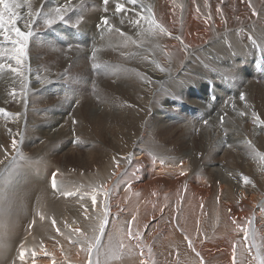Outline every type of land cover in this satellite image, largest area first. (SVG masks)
<instances>
[{"label": "bare ground", "instance_id": "bare-ground-1", "mask_svg": "<svg viewBox=\"0 0 264 264\" xmlns=\"http://www.w3.org/2000/svg\"><path fill=\"white\" fill-rule=\"evenodd\" d=\"M121 2L125 4L126 10L117 13L116 0H109L107 6L103 0H15L18 5L15 8V27L24 32L30 30L32 35L26 41L24 64L13 73H6L4 60L8 56L16 55L15 46L10 40L5 41L0 37V91L2 95L7 93L8 98L13 99L14 106L16 105L7 107L10 113L4 111L0 114V207L9 209L6 218L9 225L7 245L0 247V264H10L14 246L20 243L14 239L23 234L24 223L30 219H43L46 214L53 215L50 207L62 220L60 227L65 226L70 230L64 232L73 237V240H76L74 235L80 234L82 226L93 224L99 219V243L92 252L91 261L86 259L87 256L84 258L89 247L75 254L73 249L79 246L64 241L62 230L52 228L49 236H58L54 239L59 245L50 240L41 241L43 245L38 253L41 259H35L31 264H54L56 258L60 261L59 264H71L65 254L79 257L80 261L74 264H94L99 249L103 250L104 255L99 258L101 264H260L264 260V124L255 123L253 113L260 121H264V91L257 86H243L241 93L244 94L245 101H241L237 95V98L232 96L234 99L228 104L225 103L226 95L221 93L217 100L222 103V108L220 105L221 109L217 106L209 109L207 123L204 116L206 105L202 100L205 89L213 90L215 87L214 79L209 77L211 73L208 72L217 67V59L213 53L218 55L217 51H220L227 57H234L242 62L249 43L248 30L244 28L254 25L256 28H264V1L137 0L136 5L127 3V0ZM64 5L69 8L64 20L47 26L45 21L49 15L55 14V9ZM218 8L220 12H217ZM30 12L33 14L31 17ZM102 17L108 18L111 27L101 25ZM152 20L165 29V32L161 33L151 23ZM93 28L114 31L109 38L120 50L130 46L132 40L128 38L129 30L151 29V33H147L151 34L163 54L164 64L169 65L171 70L168 72L164 67L161 68L163 70L155 69L151 72L156 78L147 79V72H131L130 69L131 71L123 70V73L121 70L122 73H119L114 68L109 71L107 68L112 63L106 65L107 68L102 67L108 70L105 73L110 78L124 80L132 92H104L105 95L100 94L99 100L95 94L94 98L104 101V109H108L109 113L106 115L104 112L105 117L97 116L96 108L95 111L90 108L91 110L84 113L79 110L81 113L74 117L75 120L72 119L76 123L74 124L67 121L68 111L58 110L52 102L38 103L46 95L45 91H38V88L30 90L33 88L29 89V86L38 84V80L31 82L27 79L31 76L32 68H38L40 62L37 61H41L40 57L45 59L43 61H54L51 62L54 72L62 67L68 70L70 66L84 71L88 64L85 55L79 54L77 60L64 64V59L52 48V43L59 45L58 48L62 45V40L56 37L59 32H72L73 29L86 31ZM60 36L62 35L59 34ZM12 37L15 38L14 33ZM176 37L180 39L177 40ZM135 44L138 46L139 43ZM252 45L264 53V49L255 42H252L251 47ZM149 51L146 52L152 55ZM257 56V51L250 48L249 69L252 76L262 72L253 63V58L257 61ZM31 61L32 68L26 72L27 79L21 78L23 70ZM141 61L138 66H141ZM123 68L127 70L132 67ZM193 69L198 73L197 99L174 104V100H168L170 96L167 89L185 90V82L189 80L187 74ZM11 74L12 77H8ZM191 74L189 73L190 76ZM68 76L72 77V74ZM31 78L33 79L32 76ZM4 79L10 84L5 87L6 92L2 89ZM16 80L24 84L26 89L21 88L20 92H16L15 88L19 89ZM141 83L144 90L134 88ZM208 101L212 105L215 100ZM242 112L245 115H241ZM197 121L202 123V127H195ZM164 123L168 126L165 127ZM70 127L76 128V137ZM13 140L16 141L15 148ZM181 172L184 174L181 175ZM53 174L58 186L73 182L92 183L94 190L91 197L86 192H77L76 188L57 187V192H54ZM86 207L92 211L91 214L83 212L82 208ZM102 222L103 232L100 231ZM50 245L57 247V252H53ZM24 262L25 259L18 257L14 264Z\"/></svg>", "mask_w": 264, "mask_h": 264}, {"label": "rangeland", "instance_id": "rangeland-1", "mask_svg": "<svg viewBox=\"0 0 264 264\" xmlns=\"http://www.w3.org/2000/svg\"><path fill=\"white\" fill-rule=\"evenodd\" d=\"M264 1V0H263ZM264 3V2H263ZM105 5V4H104ZM264 5V4H263ZM263 5H261V6H263ZM94 29V30H93ZM93 29H88V30H86V31H84V30H77L78 32H79V35H77V34H75V32L74 31H76V30H72V32H70L71 30H68L69 31V33H68V31H64V33H65V35H64V33H63V31L62 32H59L58 33V35L56 36L57 38H60L61 40H62V45H60V48H58L57 46H59V45H57L56 46V44L53 42L52 43V48H54V50L56 51H58V54H59V56L61 57V58H63L64 59V64H66V62H70V64H71V62L72 61H75V60H77V58L79 57V54H80V56H81V54H83V55H85V59H86V63H88V64H86L87 66H86V69L84 70V71H81L78 67H68V68H70V69H68L67 70V68H64V67H62L58 72H54L53 70H52V63L51 62H54V61H50L49 60V62L51 63H49V62H47V61H43V60H45V59H42L43 57H40L41 58V61H37L38 63H39V66H38V68H32V61H31V63H29L28 64V66L23 70L24 71V73H22L21 74V78H25V79H27V77H26V72H29V69H31L32 68V70L30 71L31 73V76L33 77V79L31 78V76L27 79L28 81H35V80H38V84H39V86H38V84H33V85H30L29 86V89L30 88H33V89H30V90H32V91H34V90H36L37 88V90L39 91V89L41 90V89H43L44 91H45V94L46 95H44V98H42V99H39L38 100V103H40V102H42V101H44V104L45 103H47V104H50L51 102L52 103H54V105H55V108H57L58 110H63V111H68V114H67V121H71L72 123H74L73 122V120H75V116L77 117L81 112L82 113H84V112H86V111H88V110H91V109H93V111H95V108H96V114H97V116L98 115H103V116H105L106 117V113H109L108 111V109H104V101H98L99 100V98L101 97L100 96V94H102V96L103 95H105V93L104 92H106V94L107 93H119L120 92V90H121V92H132L131 90H130V86L128 85V84H126V82L124 81V80H121V79H119V78H110L106 73H105V71H110L111 70V68H114V69H117V71H119V73H124L125 71H131V72H134V71H138V72H140L141 71V73H146V74H148V76H147V79H149L148 77H155V75H154V73L153 72H151V71H154L155 69H161L162 67H164V68H166L167 69V71L169 72L170 70H171V67L169 66V65H166V64H164L165 63V60H164V57H163V54H162V52L158 49V46H156L157 44L154 42V40L152 39V37H151V34H149L150 32L149 31H145V30H142V29H134V30H129L128 31V33H129V36H128V38H129V40H132V41H134V39H135V43H139L140 44V46H139V44H138V46L134 43V42H132V41H130V46L128 47V48H126V49H122L121 48V50H120V48L119 47H117L116 48V46L115 45H113L112 44V42L110 41V38H111V36L113 35V33H114V31L112 32L111 30H106V29H99V28H93ZM245 30H248V35H249V43H248V50L246 51V53L247 54H245V56L243 57V59L241 60L242 62H239V61H237V60H235L234 59V57H231V58H229V56L227 57V55H225V54H223L222 52H220V51H217V53H218V55L214 52L213 53V55H214V57L217 59V60H215V62H216V64H217V67H216V69L214 70V71H209L208 70V68H207V70H208V72L209 73H211V74H209V77L210 78H213L214 79V81H216L217 83H214V81H213V85H215V87L213 88V90L214 89H216V90H209V89H205V91H204V94H203V100H202V103L203 104H205L206 106V108H204V110H205V112L206 113H204V116H205V122L207 123V119H208V114H209V109H213L214 108V106H217V108L218 109H221L222 108V103L220 104V102H219V100H217V98H218V95H220L221 93H223V94H225L226 95V99H225V103H227L228 104V102L230 101V100H232V99H234V98H237L236 96L237 95H241V92L243 91V89H244V87H246V86H257L259 89H261L262 91H264V72L262 71V72H260V73H258V74H255L254 73V76H252V72H251V70L249 69V61H250V57H249V51H250V48H251V44H252V42H255V44L256 45H259L262 49H264V43H263V38H264V35L263 34H261L262 32H263V30H264V28L263 27H257L256 28V26L254 25V26H252L251 28H244ZM99 30V31H98ZM137 30H139L138 32H136ZM142 30V33L140 32ZM103 31V32H102ZM257 31V32H256ZM92 32V33H91ZM96 32V33H95ZM109 34V33H111V34H107V33ZM146 32V33H145ZM147 32H149V33H147ZM73 35H71V34ZM84 33V34H83ZM105 33H106V37H105ZM135 33V34H134ZM140 33V34H139ZM257 33V34H256ZM59 34H61L62 36H60L59 37ZM97 34V35H96ZM138 34V35H137ZM143 34H146V36L144 37V35ZM260 34H261V36H260ZM12 35H13V33H12ZM69 35H70V37H69ZM82 35H83V39H82ZM104 35V36H103ZM108 35V36H107ZM143 35V36H142ZM149 35V37H147ZM257 35V36H256ZM64 36V37H63ZM109 36H110V38H109ZM130 36H132V37H130ZM135 36V37H134ZM137 36H138V39H137ZM140 36V37H139ZM143 38H142V37ZM252 36V37H251ZM255 36V37H254ZM260 36V37H259ZM55 37V38H56ZM61 37H63V38H61ZM68 37V38H67ZM86 39H85V38ZM100 39H99V38ZM262 37V38H261ZM13 38V37H12ZM67 38V39H66ZM71 38V39H70ZM75 38V39H74ZM80 38H81V40H80ZM93 38V39H92ZM133 38V39H132ZM142 38V39H141ZM146 38V39H145ZM255 38V39H254ZM66 41H65V40ZM77 39H79V40H77ZM85 39V40H84ZM90 39V40H89ZM144 39V40H143ZM258 39V40H257ZM72 42H71V41ZM98 40H99V45H98ZM101 40V41H100ZM103 40H104V42L106 41V40H108V41H106L105 43L103 42ZM138 40V41H137ZM141 42H140V41ZM143 40V41H142ZM146 40V41H145ZM151 40V41H150ZM52 41H53V39H52ZM67 41H69V42H67ZM84 41V42H83ZM89 41V42H88ZM92 41H94V42H92ZM73 42H75V43H73ZM81 42L83 43V44H81ZM111 42V43H110ZM148 42V43H147ZM151 42H153V43H151ZM262 42V43H261ZM63 43H65V44H63ZM102 43V44H101ZM107 43V44H106ZM132 43V44H131ZM142 43H143V45H142ZM55 44V45H54ZM79 44H81V45H79ZM92 44V45H91ZM97 44V45H96ZM149 44L151 45L150 47H149ZM88 45V47L86 48V46ZM91 45V46H90ZM94 45H95V47H94ZM103 45V46H102ZM104 45H106V46H104ZM108 45V46H107ZM113 45V46H112ZM132 45H134L133 47H132ZM145 45V46H144ZM148 45V46H147ZM250 45V46H249ZM56 48H55V47ZM75 46V47H74ZM79 46V47H78ZM83 46V47H82ZM102 46V47H101ZM111 48H110V47ZM138 48H136V47ZM154 46V47H153ZM263 46V47H262ZM66 47H69L68 49L66 48ZM80 47H81V49H80ZM90 47V48H89ZM115 47V48H114ZM136 48V51H135V48ZM58 48V49H57ZM105 48H107V49H105ZM113 48V49H112ZM140 48H141V50H140ZM145 50H144V49ZM150 48H153V49H150ZM256 48V47H255ZM73 49H75V51L73 52ZM80 49V50H79ZM110 49V50H109ZM147 49V50H146ZM65 50V51H64ZM67 50V51H66ZM72 50V51H71ZM140 50V51H139ZM143 50V51H142ZM149 50H151V51H149ZM153 50H154V52H153ZM33 51V50H32ZM56 51V52H57ZM71 51V52H70ZM94 51V52H93ZM124 51V52H123ZM134 51V52H133ZM146 51H149L152 55H150L149 53H147ZM157 51V52H156ZM258 52V53H262L261 51H260V49L259 48H257V49H255V51L254 52ZM34 52V51H33ZM65 52V53H64ZM87 52V53H86ZM105 52V53H104ZM135 52H136V54H135ZM146 52V53H145ZM221 53V55H220V53ZM74 54V55H72V54ZM94 53H95V55H94ZM119 53V54H118ZM140 53V54H139ZM160 53V55H158ZM66 54V55H65ZM68 54V55H67ZM78 54V55H77ZM138 54V55H137ZM157 54V55H156ZM65 55V56H64ZM71 55V56H70ZM90 55V56H89ZM93 55V56H92ZM116 55V56H115ZM131 55V56H130ZM133 55H135V56H133ZM140 55V56H139ZM147 55V56H146ZM154 55V56H153ZM156 55V56H155ZM224 55V56H223ZM248 55V56H247ZM63 56V57H62ZM69 56V57H68ZM77 56V57H76ZM95 56V57H94ZM100 56H101V58H100ZM121 56V57H120ZM143 56V57H142ZM145 56H146V58H145ZM152 56V57H151ZM12 59V61H10V59ZM8 57H6V59L4 60V62H5V68H6V73H13V71L11 70V69H13V68H17V69H20L21 68V66L24 64V62L22 61V63L23 64H21V65H17V64H15L16 62V59L15 58H13V57H16V55H12V57H10V56H8ZM104 57V58H103ZM131 57V58H130ZM142 57V58H141ZM149 57V58H148ZM151 57V58H150ZM155 59H154V58ZM222 57V58H221ZM227 57V58H226ZM246 57H248V58H246ZM89 58V59H88ZM98 58V59H97ZM126 58H128V60H130L129 62H128V60H126ZM133 58V59H132ZM224 58V59H223ZM230 60H229V59ZM234 60H233V59ZM257 58H258V56H257ZM74 59V60H73ZM92 59V60H91ZM96 59V60H95ZM101 59H103V60H101ZM134 60V61H132V60ZM139 59V60H138ZM146 60L145 62H144V60ZM147 59H148V61H147ZM150 59V60H149ZM219 59V60H218ZM225 59L227 60V61H225ZM246 61H245V60ZM68 60V61H67ZM120 60V61H119ZM142 60V61H141ZM222 60H224V61H222ZM244 60V61H243ZM14 61V62H13ZM43 61V62H42ZM103 63H102V62ZM115 61V62H114ZM139 61H141V66H138L139 64ZM150 61V62H149ZM157 61H159V63H157ZM235 63H234V62ZM90 62H91V64H90ZM93 62H94V64H93ZM99 62V63H98ZM117 62H119V63H117ZM120 62H122V63H120ZM125 62H127V63H125ZM148 63V65H147V63ZM156 62V63H155ZM225 62V63H224ZM230 62V63H229ZM6 63H7V66H6ZM10 63H13V64H15V67H14V65L13 64H10ZM41 63H43V65L41 64ZM47 63V64H46ZM48 63L50 64V67H49V65H48ZM56 63V62H55ZM96 63V64H95ZM108 63V64H107ZM112 63V64H111ZM134 63V64H133ZM145 63V64H144ZM222 63V64H221ZM226 65V66H224V64ZM237 63V64H236ZM244 63H245V66H244ZM105 64V65H104ZM111 64V65H110ZM126 64V65H125ZM159 64V65H158ZM161 64V65H160ZM164 64V65H163ZM220 64V65H219ZM229 66H228V65ZM232 64V65H231ZM247 64H248V66H247ZM16 65H17V67H16ZM46 65V66H45ZM91 65V66H90ZM99 65V66H98ZM106 65H110L111 67H109V68H107L108 66H106ZM114 67H113V66ZM125 66V67H127L128 68V66L130 67H132V68H128L127 70L126 69H124L123 68V66ZM41 66V67H40ZM42 66H43V69H42ZM95 66V67H94ZM106 67L108 70H105V68H102V67ZM143 66V67H142ZM236 68H235V67ZM238 66H240V67H243V68H241L240 69V67L238 68ZM8 67V68H7ZM20 67V68H19ZM31 67V68H30ZM46 69H45V68ZM67 67V66H66ZM118 67V68H117ZM157 67V68H156ZM169 67V68H168ZM219 67V68H218ZM229 67V68H228ZM246 67H248V69L250 70H248ZM49 68L51 69V70H49ZM88 68V69H87ZM123 68V69H122ZM147 68V69H146ZM150 68V69H149ZM235 68V69H234ZM245 68V69H244ZM8 69V70H7ZM9 69L11 70V71H9ZM99 71H101V72H99ZM104 69V70H103ZM131 69V70H130ZM151 69H153V70H151ZM195 69V68H194ZM193 69V71L192 72H189L192 76H190L189 75V73L187 74V76H189V80H186L187 82H185V90H181V91H177V90H172V89H170L169 88V90L167 89V92L169 93V98H168V100H174L173 102H174V104H176V105H178V104H184V103H187L188 101H190V99H192V98H195V99H197V96H198V90H197V87H196V76H197V71L196 70H194ZM218 69V70H217ZM220 69V70H219ZM256 69H257V67H256ZM26 70V71H25ZM36 70V71H35ZM39 70V71H38ZM49 70V71H48ZM62 70H63V72H64V74L67 72V74H61V73H63L62 72ZM65 70V71H64ZM76 70L78 71L77 73H76ZM87 70V71H86ZM94 70V71H93ZM121 70H122V72H121ZM123 70H125V71H123ZM150 70V71H149ZM173 70V69H172ZM217 70V71H216ZM232 70V71H231ZM235 70H237V71H235ZM240 70V71H239ZM248 70V71H247ZM258 70V69H257ZM41 71H43V72H41ZM71 71H73V72H71ZM74 71H75V73H74ZM96 71H98V72H96ZM104 71V72H103ZM219 71V72H218ZM222 71H223V73H222ZM230 71V72H229ZM235 71V73L233 74V72ZM242 71V72H241ZM34 72V73H33ZM50 72V73H49ZM68 72H69V74H68ZM95 72V73H94ZM195 72V73H194ZM225 72V73H224ZM248 73V75H247V73ZM38 73V74H37ZM56 73V74H55ZM74 73V74H73ZM80 73V74H79ZM102 73V74H101ZM197 73V74H196ZM220 73V74H219ZM242 73H244V74H242ZM262 73V74H261ZM35 74V75H34ZM37 74V75H36ZM59 74V75H58ZM72 74V77L70 76H68V75H71ZM83 74V75H82ZM85 74V75H84ZM214 74V75H213ZM218 74V75H217ZM221 74H222V76H221ZM238 74V75H237ZM240 74V75H239ZM40 75V76H39ZM44 75V76H43ZM61 75V76H60ZM78 75V76H77ZM80 75V76H79ZM86 75H88V76H86ZM91 75V76H90ZM211 75V76H210ZM216 75V76H215ZM229 75V76H228ZM232 75V76H231ZM236 77H235V76ZM243 75V76H242ZM261 75H263V76H261ZM39 76V77H38ZM41 76H43V77H41ZM47 76V77H46ZM58 76V77H57ZM73 76H75V78L73 77ZM98 77V78H96V77ZM103 76V77H102ZM215 76V77H214ZM220 76V77H219ZM228 76V77H227ZM239 76V77H238ZM252 76V77H251ZM261 78H260V77ZM8 77H12V74H11V76H8ZM46 77V78H45ZM69 77V78H68ZM81 77V78H80ZM86 77V78H85ZM91 77V79H89ZM194 77V78H193ZM243 77V78H242ZM257 77H259V78H257ZM36 78V79H35ZM38 78V79H37ZM94 78V79H93ZM95 78H96V80H95ZM109 78V79H108ZM156 78V77H155ZM216 78V79H215ZM220 78H221V80H220ZM223 78V79H222ZM227 78H229L230 79V81L227 79ZM232 78V79H231ZM234 78H235V80H234ZM57 79V80H56ZM61 79V80H60ZM81 79V80H80ZM103 79V80H102ZM246 81H245V80ZM259 79V80H258ZM48 80V81H47ZM50 80H52V82H53V84H51L52 82H50ZM65 81V83H64V81ZM67 80V81H66ZM68 80H70V81H72V82H70V81H68ZM76 80V81H75ZM95 80V81H94ZM103 81V83H102V81ZM107 80V81H106ZM117 80V81H116ZM195 80V81H194ZM232 80V81H231ZM244 82H243V81ZM251 80V81H250ZM254 80V81H253ZM31 81V82H32ZM83 81V82H82ZM90 81H92V82H90ZM94 81V82H93ZM99 81H101V84L102 85H100L99 83ZM105 81H106V83H105ZM111 81H112V84H111ZM119 81V82H118ZM189 81V82H188ZM229 81V82H228ZM237 81V82H236ZM240 81V82H239ZM242 81V82H241ZM257 81H259V82H257ZM15 82H17V84H18V88L19 89H17V88H15V91L16 92H20L21 91V88H25L26 89V87L24 86V84H22L21 82H18V80H16ZM43 82V83H42ZM61 82V83H60ZM64 84H63V83ZM70 82V83H69ZM76 82V83H75ZM85 82H87L86 84H85ZM88 82H89V84H88ZM97 82V83H96ZM107 82H108V84H107ZM219 82V83H218ZM232 82H233V84H232ZM251 82V83H250ZM255 84H254V83ZM60 83V84H59ZM78 83H80V85L78 84ZM94 84V85H92V84ZM191 83V84H190ZM220 83H222V84H220ZM223 83L225 84V85H223ZM239 83H242V84H239ZM263 83V84H262ZM41 84V85H40ZM45 86H44V85ZM62 84V85H61ZM67 86H66V85ZM69 84H70V86H69ZM82 84V85H81ZM116 84V85H115ZM193 84H194V86H193ZM235 84H237L236 86H235ZM247 84V85H246ZM43 85V86H42ZM57 85V86H56ZM59 85H60V87H59ZM64 85V86H63ZM75 85V86H74ZM88 85H89V87H88ZM98 85V86H97ZM110 85V86H109ZM117 85L119 86V87H117ZM121 85V86H120ZM128 85V86H127ZM187 85H188V88H187ZM229 85H230V87H229ZM232 85H233V87H232ZM8 86H10V84H8L7 83V79H4V86H3V90L5 91L6 90V88L5 87H8ZM21 86V87H20ZM33 86V87H32ZM48 86V87H47ZM53 86V87H52ZM71 86H73V88L71 87ZM82 86V87H81ZM86 86V87H85ZM90 86H92V89H89L90 88ZM139 86V87H138ZM192 86V87H191ZM222 86H225L224 88L222 87ZM235 86V87H234ZM244 86V87H243ZM34 87H35V89H34ZM55 87H58V88H55ZM63 87V88H62ZM64 87H65V90H64ZM66 87H68V88H66ZM85 87V88H84ZM93 87H99L98 89L96 88H93ZM109 87V88H108ZM116 87V88H115ZM139 88L140 90H144V85H143V83H141V84H138L137 86H134V88ZM191 87V88H190ZM195 87V88H194ZM221 87L223 88V89H221ZM239 87V89H237ZM46 88H47V90H46ZM48 88H49V90H48ZM55 88V89H54ZM79 88V89H78ZM84 90V92H83V90ZM107 88V90H105ZM120 88V89H119ZM129 88V89H128ZM228 88H229V91H228ZM52 89V90H51ZM56 89H60V91L59 90H56ZM74 90V91H69V90ZM75 89H77V92H76V90ZM113 89V90H112ZM188 89V90H187ZM196 89V90H195ZM67 90V91H66ZM79 90V91H78ZM89 90V91H88ZM90 90H93V91H90ZM97 90H98V92H97ZM125 90V91H124ZM209 90V91H208ZM224 90V91H223ZM235 90V91H234ZM47 91V92H46ZM52 91V92H51ZM53 91H55V92H53ZM57 91H58V93H57ZM65 91V92H64ZM82 91V92H81ZM87 91V92H86ZM99 91H102L103 93H100ZM108 91V92H107ZM216 91V92H215ZM6 92V91H5ZM49 92V93H48ZM60 92H63V94L65 95V97H64V95L62 94V93H60ZM68 92H70V93H68ZM88 92H91L90 94H88ZM215 92V93H214ZM224 92H226V93H224ZM231 92V93H230ZM51 93V94H50ZM60 93V94H59ZM67 93V94H66ZM79 93V94H78ZM82 93V94H81ZM178 93V94H177ZM213 93V94H212ZM219 93V94H218ZM232 93H234V95L232 94ZM239 93V94H238ZM7 94V93H6ZM6 94H3L2 95V93H1V91H0V108L2 109V110H4L6 113H10V110L9 109H7V107L9 106V105H12L11 107H15L14 106V103H13V99H11V98H8V96L6 95ZM49 94V95H48ZM55 94V95H54ZM58 94V95H57ZM83 94H86V96L84 95L83 96ZM97 96H96V95ZM98 94H99V96H98ZM192 94V95H191ZM228 94V95H227ZM52 95V96H51ZM62 95H63V97H62ZM80 97H79V96ZM82 95V96H81ZM91 96V99H90V96ZM93 95V96H92ZM179 95H181V96H179ZM213 95V96H212ZM215 95V96H214ZM2 96V97H1ZM46 96V97H45ZM55 96V97H54ZM58 96V97H57ZM74 98H73V97ZM77 96V97H76ZM88 96V97H87ZM96 96V98L98 99H95L94 97ZM234 98H233V97ZM52 97V98H51ZM57 97V98H56ZM67 97V98H66ZM99 97V98H98ZM172 97V98H171ZM175 97V98H174ZM180 97V98H179ZM2 98V99H1ZM6 98V99H5ZM48 98V99H47ZM60 98V99H59ZM72 98V99H71ZM79 98V99H78ZM87 98V99H86ZM54 99V100H53ZM65 99H67V100H65ZM74 99V101H71V100H73ZM81 99V100H80ZM90 99V100H89ZM93 99V101H94V103L92 104V102L93 101H91ZM210 99H213V100H215L214 101V103L212 104V105H209V103H210V101H208V100H210ZM228 99V100H227ZM9 100V101H8ZM56 100V101H55ZM66 101V103L64 102V101ZM89 100V101H88ZM207 100V101H206ZM9 102V103H7V102ZM60 101V102H59ZM70 101V102H69ZM98 101V102H97ZM179 101V102H178ZM185 101V102H184ZM198 101V100H197ZM49 102V103H48ZM69 102V103H68ZM78 102V103H77ZM82 102V103H81ZM181 102V103H180ZM219 102V103H218ZM4 103H6V104H4ZM62 103V104H61ZM66 105H65V104ZM71 103V104H70ZM77 103V104H76ZM98 103H100V104H98ZM178 103V104H177ZM64 104V105H63ZM91 104V105H90ZM58 105V106H57ZM76 105V106H75ZM94 105V106H93ZM220 105H221V108H220ZM3 106V107H2ZM4 106H6V109L4 108ZM36 106V105H35ZM60 106H61V108H60ZM67 106V107H66ZM73 106H75L74 108H73ZM96 106H98V107H96ZM219 106V107H218ZM37 107V106H36ZM70 107V108H69ZM4 108V109H3ZM33 108H35V107H33ZM54 108V107H53ZM78 108V109H77ZM91 108V109H90ZM67 109V110H66ZM40 110V109H39ZM39 110H38V112H39ZM71 110V111H70ZM81 112H80V111ZM106 110V111H105ZM4 111H0V114H3V112ZM103 111V112H102ZM74 112H76V113H74ZM98 112H99V114H98ZM104 112H105V114H104ZM36 113V112H35ZM40 113V112H39ZM102 113V114H101ZM208 113V114H207ZM206 114V115H205ZM72 115V116H71ZM72 117V118H71ZM207 117V118H206ZM74 118V119H73ZM71 119V120H70ZM73 119V120H72ZM72 123H71V126H72ZM200 122H196L195 124H196V126L195 127H197V128H199V127H202V123H200ZM223 123V122H222ZM74 124H76V123H74ZM165 124V127H167L168 126V124L167 123H164ZM222 125V124H221ZM199 126V127H198ZM74 128L75 127H70V129H71V131H72V133H74L75 135V137H76V130H74ZM76 129V128H75ZM83 143V141H81L80 142V144H82ZM69 154H71V153H69ZM218 163V162H217ZM65 181H68V182H72V180H67V179H65ZM57 187H59V188H63V189H70V188H76V191L77 192H86L88 195V197H91V193L93 192V190H94V188H93V185H92V183H82V184H78L77 182H73V184H68V183H65V184H63V186H58L57 185ZM57 187L54 189V192H57ZM184 195V194H183ZM182 195V196H183ZM89 207V206H88ZM88 207H86V208H82L83 209V212L84 213H87V214H91V210L90 209H88ZM50 211L53 213V215L50 213V215H48V214H46L45 216H44V218L43 219H30V220H28L27 222H25L24 224H25V230L24 231H22L23 232V234L22 235H19V236H17L15 239H14V241H20V243H18V244H16L15 246H14V249H13V255H12V257H11V260H10V264H14V262H15V260L16 261H18V257H20L19 256V253L21 252V251H24V253H25V255H24V258L23 259H25V262H24V264H31V262L32 261H34L35 259H38V260H40L41 259V256H38V253H39V250L41 249V247H42V245H43V243L41 242V241H48V240H50V241H52V242H54V243H56L57 244V242H56V240L54 239V238H57V237H53V236H49L50 235V232H51V230H52V228H55V229H57V230H62V232H61V235L62 234H64V238H63V240L64 241H66V242H69L70 244H72V245H74V244H76V245H78L79 247H76V248H74L73 249V252L76 254H78L80 251H83L84 249H85V247H89L90 249H91V251H88L87 252V255L85 254L84 255V258L87 256V258L86 259H90L91 261H92V259L93 258H90L91 257V255H92V252L94 251V249L96 248V245H97V242H96V240H95V238L98 236V231H99V229H98V226H99V219H96L95 220V222L93 223V224H87V225H84V226H82L81 227V229H80V234H78V235H74L75 237H76V240H73V237L71 238L70 236H68L67 234H65V232L64 231H70L69 229H67L65 226H62V227H60L63 223H62V220L61 219H59L58 217H57V215H56V213H55V211H54V209L52 208V207H50ZM100 225H101V223H100ZM60 235V236H61ZM38 239H39V241H38ZM99 243V242H98ZM57 245H59V243L57 244ZM50 248H51V250L53 251V252H57V250H58V248L57 247H52V245H50L49 246ZM80 249V250H79ZM102 257H104V255H103V250H101V249H99V255H98V257H97V259H95V261H94V264H101V262H100V259L102 258ZM65 258H67L68 259V261H69V263H71V264H74L76 261L77 262H79L80 260H79V257H77V258H74L73 257V255L72 256H67V254H65ZM100 258V259H99ZM47 259V258H46ZM48 259H50V258H48ZM54 262V264H59L60 263V261L59 260H57V258L53 261ZM42 264H44L43 262H42ZM47 264H49V263H47Z\"/></svg>", "mask_w": 264, "mask_h": 264}, {"label": "snow or ice", "instance_id": "snow-or-ice-1", "mask_svg": "<svg viewBox=\"0 0 264 264\" xmlns=\"http://www.w3.org/2000/svg\"><path fill=\"white\" fill-rule=\"evenodd\" d=\"M103 3L105 6L109 4V0H103ZM127 3L136 5L137 0H127ZM18 7V5L15 3V0H0V37L3 38L5 41H11V43L15 46V52H16V64L21 65L23 61V57L25 55V48H26V41L29 39V37L32 35V32L29 30L28 32L22 31L19 27H15V22L17 19V15L15 12V8ZM69 10L67 5L59 6L55 9V14H50L47 20L45 21L47 26H51L57 21H62L65 18V13ZM126 10L125 4L121 2V0H116V12L122 13ZM217 12H220V9H217ZM33 14L30 12L29 16L31 17ZM7 16V19L5 18ZM153 25H155L157 28H159L161 33L165 32V29H163L160 25H157L154 20L151 21ZM8 25V27H5ZM101 25H107L111 27L110 21L107 17L101 18ZM116 31H119V29H115ZM151 33V29L149 30ZM12 33L15 34V38H12ZM123 35V33H122ZM177 40H179V37H176ZM182 43V41H181ZM95 55V53H94ZM12 71H17L18 69H11ZM163 70V69H161ZM240 100L245 101V96L243 93L240 95ZM4 111V110H0ZM241 115H245V113H241ZM254 122L259 124H264V121H260L259 117L256 116L255 113H253ZM221 121L223 122V117L221 118ZM75 123V121H73ZM16 146V141L13 140V148ZM184 173L181 172V175ZM52 186L55 189L57 185L55 184V174H53L52 179ZM93 199V205H95V197ZM7 203V201H5ZM9 215V209L7 207H0V247H5L7 245V238H8V222L7 217ZM100 231L103 232V222L100 225ZM99 236L95 238L98 246L99 242ZM191 246V242H190ZM91 251V249H89ZM24 251H21L19 253V256L21 260L24 258ZM199 255V254H198ZM260 264H264V260L260 261Z\"/></svg>", "mask_w": 264, "mask_h": 264}]
</instances>
